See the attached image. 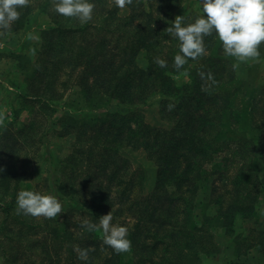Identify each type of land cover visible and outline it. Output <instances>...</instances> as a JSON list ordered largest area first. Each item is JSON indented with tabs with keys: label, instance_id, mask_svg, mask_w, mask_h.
Segmentation results:
<instances>
[{
	"label": "trees",
	"instance_id": "obj_1",
	"mask_svg": "<svg viewBox=\"0 0 264 264\" xmlns=\"http://www.w3.org/2000/svg\"><path fill=\"white\" fill-rule=\"evenodd\" d=\"M92 2V18L83 23L56 13L53 0H28L11 27L0 28L16 34L36 14L48 20L35 44L25 39L9 51L27 87L23 104L38 111L9 139L0 135L6 154L0 161V264H84L77 245L92 249L87 264H202L203 255L220 251L214 229L234 243L225 264H264V228L234 233L235 221L254 217L264 197V42L243 76L215 35L204 37L203 55L175 69L179 41L167 31L180 6L175 0H129L122 13L114 0ZM200 15L187 11L183 23ZM139 51L143 65L135 60ZM73 86L92 105H137L159 95L160 117L173 125H151L137 110H113L61 115L58 127H48L50 101ZM52 134L72 135L71 151L52 177L25 183L38 147ZM126 147L143 149L155 164L149 192L145 169L130 164L121 152ZM21 190L56 196L61 213L45 218L18 212ZM109 211L112 223L128 228L127 257L103 244L100 229L82 227L83 220L98 224ZM251 249L259 262L240 258Z\"/></svg>",
	"mask_w": 264,
	"mask_h": 264
},
{
	"label": "rangeland",
	"instance_id": "obj_2",
	"mask_svg": "<svg viewBox=\"0 0 264 264\" xmlns=\"http://www.w3.org/2000/svg\"><path fill=\"white\" fill-rule=\"evenodd\" d=\"M115 1V0H114ZM180 6L176 7L174 14L170 15L172 21L179 15L184 16L187 11H200V0H175ZM119 13L128 10V7H118ZM48 26V20L43 13L36 14L32 17L31 23L27 26V30L21 31L16 34H11L9 31H0V135L5 134V140L10 138V131L19 129L22 125L28 123L36 111L38 106L30 109L27 104H23L20 95L25 94L26 84L24 82V76L21 72H18L14 61L11 59L10 52L17 49L25 39L29 40V43L35 44L39 40V30ZM11 37L15 40L12 41ZM19 38V39H17ZM10 51V52H9ZM135 60L139 65H143L145 62V55L143 51H139L135 56ZM252 60L248 59L244 62L237 61V73L239 76H243L246 71V66L251 63ZM158 96L156 95L144 103L137 105L123 104L119 105L115 102H103L98 105H92L85 102L80 94L79 88L73 86L66 91L62 98L58 100H51L50 104L53 112L48 116V127H58L55 121L61 115H70L76 118L79 117H92L101 115L106 111H119L129 112V110L139 111L144 120L154 126L170 128L173 123L169 120H164L160 117L158 112ZM25 105V106H24ZM42 111H39L41 115ZM43 119L42 116H39ZM73 136L67 135L57 137L52 134L44 139L43 145L38 147L36 156L30 164L29 174L24 182H30L32 184H40L42 178L52 177L54 172L52 169L57 167L70 151L72 145ZM20 150L24 151V148L17 146ZM0 146V161L6 156L5 152L1 150ZM121 152L126 155L132 166L142 167L146 171V178L144 179V191L149 192L154 187L156 166L148 160L143 149H131L124 148ZM169 190L173 189L171 184H167ZM257 213L250 219L238 218L234 224V233H241L247 235L253 228H264V197L258 201ZM215 238L219 241L221 248L219 253L214 257L202 256V264H225V261L232 257L234 253L233 240L228 238L220 229H214ZM130 250L121 252L120 255L124 258L130 255ZM246 262H259L261 257L256 253V250L251 249L248 254L240 257Z\"/></svg>",
	"mask_w": 264,
	"mask_h": 264
},
{
	"label": "clouds",
	"instance_id": "obj_3",
	"mask_svg": "<svg viewBox=\"0 0 264 264\" xmlns=\"http://www.w3.org/2000/svg\"><path fill=\"white\" fill-rule=\"evenodd\" d=\"M129 0H115L118 7H124ZM28 0H0V28L8 29L16 21ZM200 11L194 22L184 24V17L177 16L168 33L179 41V51L173 57V67L180 69L190 59H196L205 52L204 37L215 35L221 42L226 56L244 62L260 56L259 45L264 42V0H200ZM95 4L92 0H53L56 13L77 18L87 23L92 18ZM166 67V61H155ZM235 66V65H234ZM2 171V168H0ZM17 211L31 216L57 217L62 205L56 196L41 194L32 190H21L16 198ZM112 212L99 217V223L83 220L82 227L88 231L100 229L103 244L116 253L126 252L130 247L128 228L112 223ZM78 259L87 264L91 248L74 246Z\"/></svg>",
	"mask_w": 264,
	"mask_h": 264
}]
</instances>
